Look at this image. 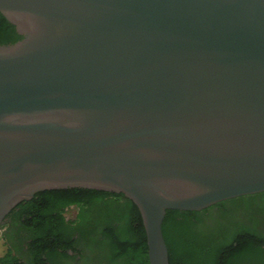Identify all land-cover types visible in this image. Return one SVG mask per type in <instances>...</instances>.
<instances>
[{"label": "water", "instance_id": "95a60500", "mask_svg": "<svg viewBox=\"0 0 264 264\" xmlns=\"http://www.w3.org/2000/svg\"><path fill=\"white\" fill-rule=\"evenodd\" d=\"M0 227L47 189L123 193L150 264L169 209L264 191V0H0Z\"/></svg>", "mask_w": 264, "mask_h": 264}, {"label": "trees", "instance_id": "16d2710c", "mask_svg": "<svg viewBox=\"0 0 264 264\" xmlns=\"http://www.w3.org/2000/svg\"><path fill=\"white\" fill-rule=\"evenodd\" d=\"M20 39L0 11V44ZM77 208L78 216L65 212ZM244 213V214H243ZM29 243L31 264H150L139 207L123 193L47 189L7 215ZM170 264H264V191L202 210L169 209L163 223ZM6 243L8 236L2 237ZM9 248L0 264H20Z\"/></svg>", "mask_w": 264, "mask_h": 264}, {"label": "flooded vegetation", "instance_id": "af4514ba", "mask_svg": "<svg viewBox=\"0 0 264 264\" xmlns=\"http://www.w3.org/2000/svg\"><path fill=\"white\" fill-rule=\"evenodd\" d=\"M65 215L67 219H74L78 216V210L77 208H71L70 210H67L65 212ZM19 224L16 223V221L13 220L11 217H6L4 223L0 227V236H8L10 242L6 243V254L9 250V248L13 249V253L17 254L19 256L18 263L20 264H31L32 260L28 256L29 255V243L25 240H22V235L19 232ZM5 241V239H4ZM48 264H51V262H48ZM76 264V263H73ZM78 264H82V260L78 261Z\"/></svg>", "mask_w": 264, "mask_h": 264}, {"label": "rangeland", "instance_id": "374dc122", "mask_svg": "<svg viewBox=\"0 0 264 264\" xmlns=\"http://www.w3.org/2000/svg\"><path fill=\"white\" fill-rule=\"evenodd\" d=\"M5 250H6V243L4 239L0 236V257L4 255Z\"/></svg>", "mask_w": 264, "mask_h": 264}]
</instances>
